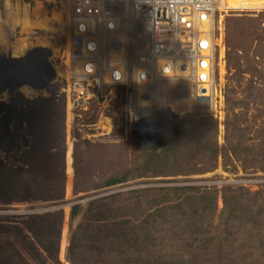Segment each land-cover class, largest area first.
Listing matches in <instances>:
<instances>
[{
    "label": "trees",
    "instance_id": "16d2710c",
    "mask_svg": "<svg viewBox=\"0 0 264 264\" xmlns=\"http://www.w3.org/2000/svg\"><path fill=\"white\" fill-rule=\"evenodd\" d=\"M257 16H226L223 22L226 70L234 85L223 88V145L217 142V120L207 116V126L184 129L182 124L171 139L157 131L132 132L122 167L97 181L85 177L79 184L87 169L74 164V194L139 178L163 177L164 185L97 195L85 208L73 204L69 264H264V188L216 189L179 178L214 170L220 156L264 172V140L257 151L248 136L252 105L264 136V11ZM65 95L57 84L51 86L29 111L14 113L12 130L8 113L0 117L1 203L65 197ZM65 215L59 209L15 219L0 216V264H61Z\"/></svg>",
    "mask_w": 264,
    "mask_h": 264
},
{
    "label": "built area",
    "instance_id": "2783aa9c",
    "mask_svg": "<svg viewBox=\"0 0 264 264\" xmlns=\"http://www.w3.org/2000/svg\"><path fill=\"white\" fill-rule=\"evenodd\" d=\"M66 2L74 44L71 57L81 67L83 77L79 76L85 79L87 93L91 91L89 94L101 101L104 108L111 109L126 90L128 79L131 82V93L124 98L122 107L124 123L121 127L125 132L151 125L162 127L165 132L181 120L187 111L183 107L185 103H193L195 108L203 104L204 108L210 107L217 96L215 58H218L217 50L220 52L222 21L231 9L229 4L236 3L233 6L236 10L256 5L264 8V0ZM46 56L43 59L42 54L40 56L48 66L41 78L31 75L24 66L8 68L0 77V88L23 89L32 96L49 92L59 78L49 55ZM3 77L7 78L8 85L1 82ZM77 82L73 84L74 89L68 88L66 92L68 101L70 96L74 105L79 106L80 99L84 100V87L81 80ZM160 94H167L162 98L167 106L174 99H184L183 104L164 112L157 102ZM167 96L171 98L169 103H166ZM148 103V108H153V117L147 116Z\"/></svg>",
    "mask_w": 264,
    "mask_h": 264
},
{
    "label": "rangeland",
    "instance_id": "374dc122",
    "mask_svg": "<svg viewBox=\"0 0 264 264\" xmlns=\"http://www.w3.org/2000/svg\"><path fill=\"white\" fill-rule=\"evenodd\" d=\"M236 3H230L231 6L227 13L223 17V22L226 16L235 17H258L257 15L264 11V8L260 5L243 10H236L233 6ZM66 0H0V61L4 59H13L16 56L26 58V56L39 57L42 54L40 49H45L46 54L49 55L50 61L53 65L55 73H58V81L55 83L61 91L66 93V118H65V142L67 146L65 154V176H66V195L61 200H42L32 199L28 201H13L10 203L0 202V216L11 217L12 219L26 216L29 214H44L52 213L59 209L65 210V229L63 231V241L60 252L61 264H69L66 260V247L68 245V212L73 204H80L83 208L86 206V202L96 197L97 195H104L107 193H115L124 189L137 188L141 186H158L164 185V182H160L163 177H149L130 180L126 184H117L104 190L89 193L80 192L73 193L74 185V164L77 162L81 166H86L87 170H83L86 176L79 178V184L86 183V179L97 181L98 177H106L111 174H115L117 169L121 168L125 162L124 147L131 143L132 132L122 131V125L124 123L123 117V105H125V99L130 93L131 82L129 79L127 82L126 90L122 93V96H118V101L113 108H104L102 102L96 100V98L87 93V85L83 80V72L79 64L74 63L71 54L74 49L72 44L71 31L68 24V9ZM247 8V9H246ZM221 46L217 50L218 58H215V79L214 86L217 90L216 101L210 104V107H193V103H185L183 107L185 114L179 122L165 129L162 127L151 125L148 128H140L136 132L157 131L165 138H175L179 126L185 129L188 126L195 125L197 129H201L208 125L206 121L207 116H211L217 120L218 135L217 142L219 145H223L225 130L224 121L226 115V109L223 104V88L233 87V83L229 79V73L226 70L225 63V43H224V30L222 32ZM39 48V49H37ZM37 49V50H36ZM5 63V62H4ZM0 65H3L0 63ZM41 66V65H40ZM130 67H128L129 69ZM127 69V70H128ZM102 72V71H101ZM82 77H80V76ZM248 76H245L247 79ZM15 82L18 80L14 79ZM77 80L83 82L82 86H76L77 88H83L84 100L80 99L79 106L74 105L71 101V97L68 96L66 90L69 88L74 89ZM54 84V85H55ZM5 85V84H3ZM8 85V84H6ZM94 85V84H93ZM73 86V87H72ZM124 89V88H123ZM121 92V91H120ZM87 93V94H86ZM126 94V96H123ZM49 92H42L37 96L26 94L23 89H1L0 88V117L4 113H8L6 122L9 127L15 128L14 113L22 112L26 113L30 108H33L40 98L46 97ZM104 95V93H102ZM236 97L240 98L239 93ZM88 98H90L88 100ZM88 101H87V100ZM171 98L166 97V103H169ZM147 104L146 112L148 117H153L154 111ZM254 105L248 111V125H251V129L248 136H251L250 142H253L255 149L260 150L262 140V119L253 120L256 111ZM257 108H261L258 105ZM145 117V116H144ZM152 119H149V121ZM197 124V122H199ZM1 123V121H0ZM26 123L23 122V127L26 130ZM76 127V128H74ZM110 128V131H108ZM138 128V126H136ZM135 132V131H134ZM130 135V136H129ZM60 141V140H59ZM78 147L77 149H74ZM127 153L131 151V148L127 146ZM75 152V153H74ZM21 163V161H19ZM88 164V165H86ZM85 169V168H84ZM28 176V175H26ZM87 177V178H85ZM191 178L194 179V183L212 186L216 189H221L224 185H242L250 190H256L257 188H264V172L256 171L250 166H243L238 159H224L219 157L217 167L208 172L191 174L185 176H179V178ZM146 182V183H144ZM148 182V183H147ZM182 183V182H181ZM88 195V196H87ZM219 206L221 201L218 200ZM82 213V212H81ZM80 215H78L70 227L74 228L79 221Z\"/></svg>",
    "mask_w": 264,
    "mask_h": 264
},
{
    "label": "bare ground",
    "instance_id": "6f19581e",
    "mask_svg": "<svg viewBox=\"0 0 264 264\" xmlns=\"http://www.w3.org/2000/svg\"><path fill=\"white\" fill-rule=\"evenodd\" d=\"M41 51H42V59L46 58L47 54H46L45 49L42 48ZM30 58L31 59H26V58L23 59V58H21V56H16L13 59H9V61H7V62L0 61V63L3 64V65H0V68H1V66H4V72H6V70L10 67L17 69V67H19L21 65L24 66V68H26V66H28V69L30 70L31 75H33L35 77L38 76L37 78H41V76H43L46 73L48 66H45V64H43V62L41 61V58H39V57L35 56L34 58L33 57H30ZM39 62H41V63L39 64ZM51 78L53 80V72H51ZM24 85H26V83H24ZM9 86L15 87V86H11V85H9ZM30 86H32V85L30 84ZM165 95H167V94H160L158 97V101H157L159 104V108L161 110H163L164 112H169L174 107H177L178 105L183 104L184 99H180L181 101L179 99L178 100L174 99V100H172V104L170 106H167L164 102L165 100L162 99Z\"/></svg>",
    "mask_w": 264,
    "mask_h": 264
},
{
    "label": "water",
    "instance_id": "95a60500",
    "mask_svg": "<svg viewBox=\"0 0 264 264\" xmlns=\"http://www.w3.org/2000/svg\"><path fill=\"white\" fill-rule=\"evenodd\" d=\"M5 60V62H7V61H9V60H7V59H4ZM22 66V65H21ZM10 68H12V67H10ZM26 69H28V66H26ZM2 73H4V66H1V68H0V77H1V75H2ZM27 75V74H26ZM26 79V78H25ZM26 81V80H25ZM1 82L3 83V84H7V78H5V77H3L2 79H1Z\"/></svg>",
    "mask_w": 264,
    "mask_h": 264
}]
</instances>
